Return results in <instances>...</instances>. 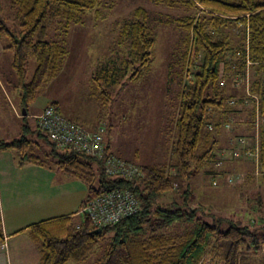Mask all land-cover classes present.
<instances>
[{"label": "trees", "instance_id": "trees-1", "mask_svg": "<svg viewBox=\"0 0 264 264\" xmlns=\"http://www.w3.org/2000/svg\"><path fill=\"white\" fill-rule=\"evenodd\" d=\"M151 1L172 9L199 10V15L171 22L188 32L185 60L191 75L190 84L181 94L173 147V167L181 181L182 191L175 196V184L165 166H140L143 175L134 181L108 177L100 160L72 150H65L71 152L69 154L59 152L60 148L38 127L37 119L33 131L28 118L22 116L21 137L13 141L0 140V151L16 152L21 165H54L69 177L86 183L89 190L83 206L87 201L118 188H130L141 203L137 214L115 225L97 227L88 217L80 214L84 216L81 222H76L73 215L61 216L42 220L15 232L13 235H28L36 244L41 254L40 264L83 262L98 240L110 232L113 236L106 248L103 264H203L207 256L211 264H256L254 256L263 250L264 241L260 242L259 237H264V233L254 232V226L225 218H216L211 224L200 218L198 213L204 214V207H193L191 182L199 171L215 160L219 145L214 135L217 126L229 128L230 124L235 123L236 126L241 121L236 122L237 115H241L237 109L245 98L226 95L225 81H231L240 74L245 79L248 61L251 73L249 93L254 102L250 112L254 128L260 116L257 133L264 184V0ZM102 2L10 0L20 23L21 37L18 39L1 18L0 1V38L6 43L5 49L13 53L12 68L17 79L15 88L26 115H29V107L36 101L43 86L61 71L68 55L61 42L36 40L37 34L47 24L56 21L67 33L72 25L81 24L86 14L99 10ZM148 18L144 8L135 10L134 19L124 24L121 39L129 45L128 55L120 64L104 67L98 78L94 77V92L103 110L110 105L112 95L103 86L102 80L108 87L122 77L125 81L121 84L123 88L127 81L139 80L152 64L156 38ZM233 23L242 28L244 35L243 44L237 50L225 33ZM33 58L36 69L29 79V65ZM191 66H195V71L191 70ZM51 104L61 113L58 104ZM214 114L220 121L214 122ZM101 125L106 129V123ZM34 132L52 146L48 155L51 157L44 159L35 154L33 141L29 138ZM106 145L107 151L112 153L109 144ZM169 194L172 195L170 202L165 198ZM258 202L261 207L262 199ZM182 221L192 223V228L183 234L164 232ZM224 222L229 223L226 230H222ZM99 228L101 233H92ZM6 239L0 207V245L5 244Z\"/></svg>", "mask_w": 264, "mask_h": 264}, {"label": "rangeland", "instance_id": "rangeland-1", "mask_svg": "<svg viewBox=\"0 0 264 264\" xmlns=\"http://www.w3.org/2000/svg\"><path fill=\"white\" fill-rule=\"evenodd\" d=\"M1 1V18L11 32L19 39L20 23L16 11L10 0ZM137 8H144L149 14V24L156 38L154 55L151 66L137 81H127L122 88L124 78L106 86L101 83L111 95L112 101L106 110H103L97 95L94 92V77L108 66L120 64L124 56L128 55L129 45L124 44V24L134 19ZM199 15L198 9H172L157 5L151 0H103L97 11L86 14L83 22L72 25L67 33L62 29L60 22L47 24L46 28L37 34L36 40L58 41L67 49L68 55L64 59L62 70L48 81L36 101L29 107V115H24V108L20 104L19 92L15 90L17 79L13 69L4 66L0 70V77L4 80L7 89L6 96L0 88V138L5 141L19 139L22 135V116L28 118V124L34 131L36 119L33 115L43 112L44 106L53 100L61 106V113L78 122L86 128H93L97 118L101 116V123H106L103 137L111 147L112 153L138 166H165L171 172V179L175 184V196L181 193V181L177 177L175 157L173 155L175 139V122L178 115L181 94L186 85L191 82L188 73V63L185 53L188 51V32L172 24L175 19ZM226 29L233 47L237 50L242 44L244 35L242 28L236 23ZM13 55L12 52H9ZM7 64V63H6ZM247 61V74L234 76L227 81L226 95H229L230 84L238 82V93L231 92V96L249 97L251 73ZM195 71V66L190 67ZM36 69L35 59L30 60L29 79ZM229 84V85H228ZM229 88V89H228ZM252 104L253 99L250 98ZM256 104V103H255ZM43 109V110H42ZM15 111H18L16 114ZM39 113L38 115H40ZM37 115V116H38ZM36 116V117H37ZM252 112L245 111L237 115L236 122L244 120V125L230 124L232 130H214L219 141V147L228 145L226 132L232 133L231 142L237 146L245 145L241 137L246 140L248 147L242 146L237 156L232 152V158L221 166L214 160L205 169L199 171L193 178L191 200L193 207L203 206L204 214L198 216L208 223L214 224L215 219L225 218L243 224H249L254 232L264 233V184L259 166V136L256 119L255 128L251 121ZM258 120V121H257ZM231 122V121H230ZM227 127V126H226ZM241 127L244 132L241 133ZM256 129V130H255ZM243 135V136H241ZM33 141L35 154L46 159L51 154L52 146L44 137L34 132L29 135ZM228 139V140H225ZM235 139V140H234ZM233 146V145H231ZM245 148V149H244ZM63 154L71 152L58 150ZM247 151V152H246ZM6 153H10L6 151ZM3 151H0V155ZM13 154V153H11ZM217 154V153H216ZM217 156V155H216ZM215 156V158H216ZM51 161V160H50ZM97 168L96 163H94ZM84 199L88 196L89 186L85 183ZM88 188H87V186ZM97 186V183L95 184ZM172 200V195L165 197ZM259 199H262L259 207ZM166 203V202H165ZM52 204V203H51ZM76 222H81L84 216L73 214ZM190 222H177L164 232L183 234L192 228ZM229 227L228 222L222 224V230ZM113 232L106 234L93 246L92 252L87 255L82 264H103L105 252L111 242ZM260 242L264 237L260 235ZM256 264H264V247L260 254L255 255ZM203 264H211L207 256Z\"/></svg>", "mask_w": 264, "mask_h": 264}, {"label": "crops", "instance_id": "crops-1", "mask_svg": "<svg viewBox=\"0 0 264 264\" xmlns=\"http://www.w3.org/2000/svg\"><path fill=\"white\" fill-rule=\"evenodd\" d=\"M5 44L4 39L0 38V70L5 65L8 66V64L12 68L13 55H10V51L5 49ZM4 83V80L0 77V88L6 96L7 89ZM225 83L227 84L226 81ZM237 84L238 82L230 84V89L228 88L229 95L231 92L239 94L237 92ZM14 87H16V85H14ZM243 97L245 98V101L242 102L237 109L240 111L241 115L247 110L252 111L253 107L251 100L246 98L245 95L235 98L240 99ZM56 102L57 101L53 102L52 100L51 102H48L47 105ZM47 105H45L44 108ZM58 106L61 110L60 104H58ZM15 113L17 114L18 111H15ZM39 113L33 115L34 119H36V116ZM65 117L68 118L67 116ZM213 117L214 122L220 121L217 115L214 114ZM68 119L72 120L71 118ZM20 120H22V118H20ZM101 120L100 116L97 118L96 124L93 128H85L91 131L96 130L100 125L97 126V123ZM240 123L244 125V120L241 119ZM215 124H213V127ZM237 125L238 124H236V126ZM216 129L218 131H228L232 128H227L222 125L221 127L217 126ZM241 130V133L245 131L243 127H241ZM226 134L229 140L225 138V140H228L225 142H228V145H222V147H219L216 151L217 156L215 161L217 162L216 164L218 167L225 164L228 157L229 159L232 158V152L237 156L239 153L237 151L239 149L241 150L242 146H249L245 143L246 140L242 137L241 141L246 146L242 145L239 147L237 144L234 145L231 142L232 133L226 132ZM0 140H5V138H0ZM249 147L247 151L250 150ZM9 152L10 153L3 152V154L0 155V207L4 231L7 236L5 244L0 245V264H40V251L31 238L26 234H13L42 220L61 216H71L73 214L80 215L83 203L87 198L84 199L86 196H84L85 183L69 177L64 171L54 165H21L19 164V156L17 153L14 151ZM82 263H84V261H71L68 264Z\"/></svg>", "mask_w": 264, "mask_h": 264}, {"label": "built area", "instance_id": "built-area-1", "mask_svg": "<svg viewBox=\"0 0 264 264\" xmlns=\"http://www.w3.org/2000/svg\"><path fill=\"white\" fill-rule=\"evenodd\" d=\"M36 119L38 127L58 148L100 160L108 177L134 181L143 175L140 166L107 151L103 137L106 131L104 125L93 131L88 130L78 122L66 118L52 104L46 106ZM140 208V200L133 190L118 188L87 201L80 214L88 217L95 226L104 227L120 223L137 214Z\"/></svg>", "mask_w": 264, "mask_h": 264}, {"label": "water", "instance_id": "water-1", "mask_svg": "<svg viewBox=\"0 0 264 264\" xmlns=\"http://www.w3.org/2000/svg\"><path fill=\"white\" fill-rule=\"evenodd\" d=\"M24 114L26 115V112H25V110H24ZM101 232H102V229H101V228H99V229H97V230L93 231L92 233H93V234H99V233H101Z\"/></svg>", "mask_w": 264, "mask_h": 264}]
</instances>
